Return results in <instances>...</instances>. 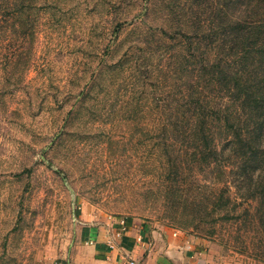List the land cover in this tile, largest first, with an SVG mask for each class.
<instances>
[{
  "label": "rangeland",
  "instance_id": "rangeland-1",
  "mask_svg": "<svg viewBox=\"0 0 264 264\" xmlns=\"http://www.w3.org/2000/svg\"><path fill=\"white\" fill-rule=\"evenodd\" d=\"M190 6L30 0L25 41V17L0 21V264H61L85 222L115 217L203 237L209 264H264L255 202L232 187L237 217L203 208L226 175L168 131L182 64L201 59Z\"/></svg>",
  "mask_w": 264,
  "mask_h": 264
},
{
  "label": "trees",
  "instance_id": "trees-1",
  "mask_svg": "<svg viewBox=\"0 0 264 264\" xmlns=\"http://www.w3.org/2000/svg\"><path fill=\"white\" fill-rule=\"evenodd\" d=\"M3 1L0 21L25 17L12 29L25 41L32 26L25 15L30 0ZM192 3L187 10L198 28L188 43L198 44L193 56L201 59L182 64L176 102L166 104L168 131L177 144L182 141L185 152H192L196 167L226 175L221 192L202 202L203 208L218 206L223 219H234L242 205L232 198L231 188L243 191V201L255 202L252 212L245 208V216H253L264 242V0ZM195 180L200 181L197 175Z\"/></svg>",
  "mask_w": 264,
  "mask_h": 264
},
{
  "label": "crops",
  "instance_id": "crops-1",
  "mask_svg": "<svg viewBox=\"0 0 264 264\" xmlns=\"http://www.w3.org/2000/svg\"><path fill=\"white\" fill-rule=\"evenodd\" d=\"M124 223V224H122ZM125 227L121 237L116 233ZM61 264H209L208 241L191 232L138 218L85 224ZM139 238H142L140 241ZM113 242V245L110 243Z\"/></svg>",
  "mask_w": 264,
  "mask_h": 264
},
{
  "label": "built area",
  "instance_id": "built-area-1",
  "mask_svg": "<svg viewBox=\"0 0 264 264\" xmlns=\"http://www.w3.org/2000/svg\"><path fill=\"white\" fill-rule=\"evenodd\" d=\"M122 224H124V223H122ZM125 230V227H122V229L121 230H119L117 233H116V235L118 236V237H121L122 236V234H123V231ZM139 240L141 241L142 240V238H139ZM114 243L113 242H111L110 243V245H113ZM131 264H135V262L134 261H132L131 262Z\"/></svg>",
  "mask_w": 264,
  "mask_h": 264
}]
</instances>
